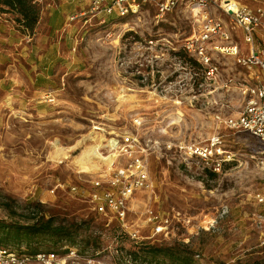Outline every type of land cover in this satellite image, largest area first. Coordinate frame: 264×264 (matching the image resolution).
<instances>
[{
  "label": "rangeland",
  "instance_id": "374dc122",
  "mask_svg": "<svg viewBox=\"0 0 264 264\" xmlns=\"http://www.w3.org/2000/svg\"><path fill=\"white\" fill-rule=\"evenodd\" d=\"M89 2L40 0L31 35L0 12V220L19 221L27 203L39 202L47 215L81 224L76 256L60 264H116L141 243L175 242L199 253L195 264L263 262L264 201L256 196L264 192V145L225 122L241 110L258 69L253 74L233 55L212 50L218 73L207 77L185 47L200 30L201 14L184 1L162 20L153 2L123 18L84 20L78 15ZM48 20L65 22L54 28ZM224 21L240 51L264 50V32L258 29L248 44L240 28ZM125 132L146 149L152 187L132 196L122 227L71 187L93 189L102 159L93 158L96 169H88L76 158L92 145L100 154L107 140ZM216 135L226 160L212 171L186 151ZM60 147L66 157H54ZM149 210L168 220L162 233L154 231ZM136 228L133 238L128 231ZM63 249L52 251L66 257Z\"/></svg>",
  "mask_w": 264,
  "mask_h": 264
},
{
  "label": "built area",
  "instance_id": "2783aa9c",
  "mask_svg": "<svg viewBox=\"0 0 264 264\" xmlns=\"http://www.w3.org/2000/svg\"><path fill=\"white\" fill-rule=\"evenodd\" d=\"M35 3L40 0H33ZM186 2L197 9L201 14L200 30L198 34L186 41V49L195 54L204 65L207 77L218 73L217 65L211 61V51L218 50L233 55L237 64L252 70L255 74V83L248 86L241 110L236 116L226 119V125L237 131H245L264 145V50L250 48L248 53H242L236 43H232V35L227 23L214 16V10H219L230 17V22L242 30L243 39L253 44L257 30L264 32V0H90L87 7L79 13V17L90 20L99 15L125 17L129 14H138L145 4L152 2L157 7L155 18L162 20L165 14L172 11L180 2ZM78 16L70 17V20ZM218 38L221 42H231L227 45L215 43L212 39ZM212 44V45H210ZM140 125V120H135ZM223 139L220 135L214 136L210 143L204 146L190 145L187 154L202 158L209 169L219 171L226 160L223 154ZM106 157L103 160L101 172L96 180L92 181L93 189L89 192L72 186L73 193L86 197L91 208L98 215L112 216L125 226L129 202L139 190H149L152 187L146 160V149L141 145L138 136L131 132L114 135L103 146ZM104 156V155H103ZM62 186V185H60ZM264 201V192L256 196ZM148 218L154 222V231L162 233L167 219L159 214L148 211ZM133 238H138L139 232L128 231ZM76 250L69 248L66 257H59L55 253L40 252L35 255L18 254L8 248H0V264H60L69 257L76 256Z\"/></svg>",
  "mask_w": 264,
  "mask_h": 264
},
{
  "label": "trees",
  "instance_id": "16d2710c",
  "mask_svg": "<svg viewBox=\"0 0 264 264\" xmlns=\"http://www.w3.org/2000/svg\"><path fill=\"white\" fill-rule=\"evenodd\" d=\"M0 12L11 13L23 33L33 34L40 18V8L33 0H0ZM191 64L199 62L191 59ZM212 176L216 174L205 168ZM10 209V202H5ZM15 214V212H11ZM19 221L0 220V248H8L18 254L35 255L40 252L54 253L55 248L64 247L66 253L74 247L81 224L59 221L54 214H46L39 202L27 203ZM90 237L91 234H86ZM42 248L45 250L42 251ZM199 255L188 243L175 242L167 245L141 243L137 248L119 256L116 264H195ZM254 264H264L256 262Z\"/></svg>",
  "mask_w": 264,
  "mask_h": 264
},
{
  "label": "bare ground",
  "instance_id": "6f19581e",
  "mask_svg": "<svg viewBox=\"0 0 264 264\" xmlns=\"http://www.w3.org/2000/svg\"><path fill=\"white\" fill-rule=\"evenodd\" d=\"M66 157L67 154L66 152L60 148H58L55 153H54V157ZM93 158H100L103 160H108V157H102L97 149L95 145L89 146L87 149H85L82 153V155L79 158H76V162L81 165L82 168H94L96 169V164L93 163Z\"/></svg>",
  "mask_w": 264,
  "mask_h": 264
},
{
  "label": "crops",
  "instance_id": "0c3cea01",
  "mask_svg": "<svg viewBox=\"0 0 264 264\" xmlns=\"http://www.w3.org/2000/svg\"><path fill=\"white\" fill-rule=\"evenodd\" d=\"M212 13L214 14V16L219 17V18H221L220 15L222 14L224 16V17L221 18L222 20H228V19L230 20V17L228 15H226V14H224L222 12L220 13L218 10H214L213 9ZM217 15H219V16H217ZM64 22H65V20H48V23H49L50 27H54V28L56 26H59V25L63 24ZM240 49H242V48H240ZM255 49H258V47H256ZM248 51L249 50H247V51H242L241 50L242 53H248Z\"/></svg>",
  "mask_w": 264,
  "mask_h": 264
}]
</instances>
